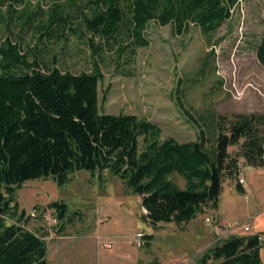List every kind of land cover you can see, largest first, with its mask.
<instances>
[{
    "label": "trees",
    "instance_id": "trees-1",
    "mask_svg": "<svg viewBox=\"0 0 264 264\" xmlns=\"http://www.w3.org/2000/svg\"><path fill=\"white\" fill-rule=\"evenodd\" d=\"M240 1L67 0L48 11L39 6L19 13L10 2L8 17H2L10 26L17 18L26 23L41 15L50 34L60 30L66 35L68 28L86 32L94 53L118 42L119 54L133 55L137 47L150 44V21L173 24L177 33L197 24L211 34L232 17ZM256 52L264 65V31ZM52 63L37 52L31 56L20 40L0 37V264H48V243L28 227L15 198L28 179L52 176L63 184L76 170H108L141 196L143 218L158 227L160 222H188L207 205L218 209L224 183L239 176L241 159L264 166V113L227 117L211 111L201 116L207 128L196 139L163 138L162 127L145 117L101 111L99 61L80 72L60 68L56 59ZM175 173L184 178V186L171 177ZM239 179L236 188L245 193ZM49 205L60 220L71 221L80 213L71 214L65 201ZM8 217L18 221L8 222ZM242 230L217 240L197 264H263L260 232ZM152 237L146 233L147 243Z\"/></svg>",
    "mask_w": 264,
    "mask_h": 264
},
{
    "label": "rangeland",
    "instance_id": "rangeland-1",
    "mask_svg": "<svg viewBox=\"0 0 264 264\" xmlns=\"http://www.w3.org/2000/svg\"><path fill=\"white\" fill-rule=\"evenodd\" d=\"M66 1L0 0V37L20 40L31 56L37 52L50 65L56 59L64 70H91L99 61L102 112L135 113L158 123L163 138L175 136L180 141L196 139L201 128H207L201 116L208 112L227 117L264 113V65L256 52L264 31V0H241L232 17L211 34L197 24L177 33L173 24L152 20L146 30L150 44L137 47L133 55L119 54L118 42L94 53L86 32L68 28L66 35L60 30L50 34L42 26L41 15L26 23L17 18L10 26L3 20L10 2L19 13L39 6L48 11ZM94 41L100 42L99 37ZM171 177L185 185L178 173ZM240 177L245 179V193L236 188ZM15 198L19 210H25L28 227L47 241L48 264H197L217 240L235 232L244 234L242 228L227 231L224 222H249L248 233L260 232L264 241V166L248 165L243 159L239 176L224 183L223 218L207 205L188 222H160L154 227L143 218L141 196L108 170H76L63 184L52 176L28 179L16 190ZM54 200L65 201L71 214L80 213L71 221L60 220L49 205ZM138 231L153 234L150 242L136 245L133 236ZM106 241L112 246H106ZM261 256L264 264V245Z\"/></svg>",
    "mask_w": 264,
    "mask_h": 264
},
{
    "label": "built area",
    "instance_id": "built-area-1",
    "mask_svg": "<svg viewBox=\"0 0 264 264\" xmlns=\"http://www.w3.org/2000/svg\"><path fill=\"white\" fill-rule=\"evenodd\" d=\"M239 181L244 186H246L245 179L243 177H240ZM207 220L211 221V219L209 217H207ZM224 224L227 226V231L235 230L236 228H242L244 230H250L251 229V226H250L251 224L249 222L243 224V222L236 221V222H231V223L224 222ZM145 237H146V233L144 231H138L133 236V242L138 246H142L146 242ZM105 244L108 247L112 246V242H109V241H106ZM184 264H189V262H185Z\"/></svg>",
    "mask_w": 264,
    "mask_h": 264
},
{
    "label": "crops",
    "instance_id": "crops-1",
    "mask_svg": "<svg viewBox=\"0 0 264 264\" xmlns=\"http://www.w3.org/2000/svg\"><path fill=\"white\" fill-rule=\"evenodd\" d=\"M216 212H217V214H218V216L219 217H225V213L221 210V208H220V203H219V207H218V209L216 210ZM218 228H219V225H218ZM215 231H216V229H215ZM219 232V231H218ZM219 235H222V233L221 234H219ZM185 263V262H184Z\"/></svg>",
    "mask_w": 264,
    "mask_h": 264
}]
</instances>
